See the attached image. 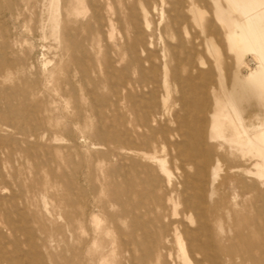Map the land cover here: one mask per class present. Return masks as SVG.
I'll return each mask as SVG.
<instances>
[{"label": "rangeland", "instance_id": "1", "mask_svg": "<svg viewBox=\"0 0 264 264\" xmlns=\"http://www.w3.org/2000/svg\"><path fill=\"white\" fill-rule=\"evenodd\" d=\"M235 21L229 0H0V264H183L188 182L223 243L199 264H264V184L247 172L264 156L219 131L234 136L230 87L264 128L263 61Z\"/></svg>", "mask_w": 264, "mask_h": 264}, {"label": "bare ground", "instance_id": "2", "mask_svg": "<svg viewBox=\"0 0 264 264\" xmlns=\"http://www.w3.org/2000/svg\"><path fill=\"white\" fill-rule=\"evenodd\" d=\"M192 8H193L192 12H194L196 9V5L194 4L192 6ZM194 14H195V12H194ZM143 53H144V51H143ZM228 96H229V98H228L227 102L230 103L232 109L234 110V112L236 114L234 121L232 120L234 123V136L231 138L227 137L224 134V129L221 127L219 129V131H221V132L223 131V138H225V140H227L228 142H233V143L237 144L239 149L242 150V152L244 153V155L259 154L261 156H264V130L261 132H258V133H253L250 130V128L247 126V124L244 122L243 118L241 117V114H240V112L236 106V103L234 101V98H233V95H232L230 88H228ZM208 100H209V98H208ZM219 110H222V108L219 107ZM191 149H192V146H191ZM152 158L153 157H151V159ZM160 161L162 162L163 170L168 174L169 177H171V171L169 169H167V167H166L167 163L165 162V160L163 159ZM205 168H206V166H205ZM253 168L254 169H248L247 172L251 175L257 176L262 181V183L264 184V164L262 162L258 161L256 163H254ZM221 170H222V162L220 159H217L216 166H215L213 176H212L213 180L210 182V185H211L210 188L211 189L209 190V192H210L211 198H213V196L216 194L217 190L215 188V183H216V180H217ZM187 187H189V188L192 187L194 189L197 188V190H195L189 196L188 200L186 199V204H185L187 206V208H186L187 212L191 211V212L196 214L197 226L194 229L195 239H197V241H198L196 249L192 248V244L189 240V237L186 235V233L184 231L181 232L177 229V231H175V232H176V237H177V241H178L179 248H180L179 256L183 259V262H184L183 264H199L200 263V256L202 254H204V252L206 254H209V256L211 254L212 255L214 254V256H215V253H217L218 251H220V250L223 251V243L220 240L219 246L216 247L214 240L212 238V226L208 222V217H207L206 213H207V211H210L211 217L217 221V217L215 216V213H214V210L216 207H215V205L213 206V208L211 207L210 204H211L212 200L208 199L205 189L203 188V186L200 183H192V182H188ZM213 202H215V201H213ZM175 203H176V201H175ZM178 203H179V200H178ZM190 227L192 228V226H190ZM203 235L207 236L205 240H202Z\"/></svg>", "mask_w": 264, "mask_h": 264}, {"label": "crops", "instance_id": "3", "mask_svg": "<svg viewBox=\"0 0 264 264\" xmlns=\"http://www.w3.org/2000/svg\"><path fill=\"white\" fill-rule=\"evenodd\" d=\"M229 1L240 6L244 15L248 17V21L246 24H241L240 22L235 21V23L238 25V28L231 29L230 27V34L237 37L238 40L244 45V47L256 50L259 53V56L263 61V71L261 72L256 86L258 87V90L262 91V94L264 95V89L262 85V83H264V0ZM247 27H249L248 30L246 29ZM242 87L247 88L251 86L244 84ZM230 89L236 106L239 110L238 99L231 87ZM247 126L253 133H258L264 130V128H260L258 131H255L253 130V126Z\"/></svg>", "mask_w": 264, "mask_h": 264}]
</instances>
